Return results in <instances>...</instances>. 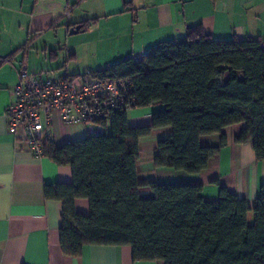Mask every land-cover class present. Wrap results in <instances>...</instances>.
<instances>
[{
    "label": "trees",
    "instance_id": "obj_1",
    "mask_svg": "<svg viewBox=\"0 0 264 264\" xmlns=\"http://www.w3.org/2000/svg\"><path fill=\"white\" fill-rule=\"evenodd\" d=\"M89 74L127 81L128 107L110 110L103 133L42 142L43 155L72 172L70 182L43 187L46 199L62 205V252L76 257L84 245H128L133 260L264 264V184L250 205L224 186L205 199L201 184L151 181L144 184L151 197H142L137 177L140 140L159 128L170 132L156 143L155 167L200 172L226 145L222 129L235 123H243L236 142L251 140L256 160H264V36L215 39L198 24L137 60ZM148 106L162 109L131 124L129 112ZM214 134L217 145L201 144ZM76 199L87 201L88 213L76 211Z\"/></svg>",
    "mask_w": 264,
    "mask_h": 264
},
{
    "label": "crops",
    "instance_id": "obj_2",
    "mask_svg": "<svg viewBox=\"0 0 264 264\" xmlns=\"http://www.w3.org/2000/svg\"><path fill=\"white\" fill-rule=\"evenodd\" d=\"M198 24L215 39L263 37L264 0H0V264H163L133 260L128 245H84L76 257L64 254L59 244L62 205L46 199L43 187L70 182L71 169L33 155L24 143V130L8 129L5 109L21 63L33 72L64 68L59 78L82 76L183 37L189 26ZM76 25L82 30L77 33L85 34L68 37ZM61 35L67 45L64 61L57 63ZM71 66L85 71L68 73ZM160 109H133L129 120L134 125L147 123ZM242 127L235 123L222 129L226 145L197 173L154 166L156 143L170 132L154 129L139 143V194L151 197L144 185L151 181L201 184L203 197L214 200L218 186H224L253 205L264 184V160H256L251 140L236 142ZM50 133L56 146L86 135L80 124L66 128L59 119ZM200 142L215 146L218 135L204 136ZM74 206L88 213L85 199H76Z\"/></svg>",
    "mask_w": 264,
    "mask_h": 264
},
{
    "label": "built area",
    "instance_id": "obj_3",
    "mask_svg": "<svg viewBox=\"0 0 264 264\" xmlns=\"http://www.w3.org/2000/svg\"><path fill=\"white\" fill-rule=\"evenodd\" d=\"M143 55L132 57L137 60ZM128 90L127 81L122 79L92 74L59 78L48 70L33 72L21 63L12 99L5 109L7 126L10 131L23 129L26 147L40 157L42 142L51 136L55 119L66 128L80 124L86 134L103 133L110 110L128 107L125 99Z\"/></svg>",
    "mask_w": 264,
    "mask_h": 264
},
{
    "label": "rangeland",
    "instance_id": "obj_4",
    "mask_svg": "<svg viewBox=\"0 0 264 264\" xmlns=\"http://www.w3.org/2000/svg\"><path fill=\"white\" fill-rule=\"evenodd\" d=\"M85 33H76V34H73L71 36H68L70 38H79L81 36H83ZM59 39H62L61 42L59 43V46L58 47H61V50L59 51V57H58V61L57 63H62L64 61V45H67L66 42H64V36L61 35V37ZM68 63V62H67ZM85 70H81V69H74L72 66L68 68L67 72L68 73H73V72H79V73H83ZM51 75L52 76H57V75H61L63 73H65V70L64 68H60L58 70H51ZM129 114L131 115V113L129 112ZM83 128V127H82ZM78 133V132H77ZM251 216V215H250ZM252 217H250L251 219Z\"/></svg>",
    "mask_w": 264,
    "mask_h": 264
},
{
    "label": "water",
    "instance_id": "obj_5",
    "mask_svg": "<svg viewBox=\"0 0 264 264\" xmlns=\"http://www.w3.org/2000/svg\"><path fill=\"white\" fill-rule=\"evenodd\" d=\"M78 31H82V30L80 29V25H76V26L70 28V29H69V34H74V33H77Z\"/></svg>",
    "mask_w": 264,
    "mask_h": 264
}]
</instances>
